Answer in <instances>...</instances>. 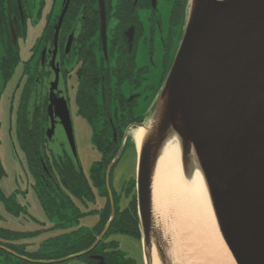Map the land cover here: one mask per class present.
<instances>
[{"label": "flooded vegetation", "instance_id": "1", "mask_svg": "<svg viewBox=\"0 0 264 264\" xmlns=\"http://www.w3.org/2000/svg\"><path fill=\"white\" fill-rule=\"evenodd\" d=\"M187 5L188 0H0V102L10 84V121L46 219H32L40 222L34 231L18 232L30 237L29 246L0 240V264H148L135 182L114 188L119 159L113 166V154L123 143L122 153L132 145L133 129L155 103L183 34ZM148 29L164 47L161 75L153 55L138 59ZM73 105L101 153L88 173L59 115L69 109L75 136ZM5 175L0 159V181ZM2 203L21 212L0 187ZM136 242L140 252L134 255L126 247Z\"/></svg>", "mask_w": 264, "mask_h": 264}, {"label": "water", "instance_id": "2", "mask_svg": "<svg viewBox=\"0 0 264 264\" xmlns=\"http://www.w3.org/2000/svg\"><path fill=\"white\" fill-rule=\"evenodd\" d=\"M59 115L79 160L69 109ZM145 118L133 132L151 125L134 173L147 263L155 249L171 264L155 225L153 182L162 146L176 135L183 167L204 175L236 263L264 264V0H188L172 66Z\"/></svg>", "mask_w": 264, "mask_h": 264}, {"label": "bare ground", "instance_id": "3", "mask_svg": "<svg viewBox=\"0 0 264 264\" xmlns=\"http://www.w3.org/2000/svg\"><path fill=\"white\" fill-rule=\"evenodd\" d=\"M133 132L138 149L150 127ZM196 164V163H195ZM154 218L171 264H237L221 234L204 175L198 165L185 169L180 139H166L153 182ZM153 264H161L154 249Z\"/></svg>", "mask_w": 264, "mask_h": 264}, {"label": "rangeland", "instance_id": "4", "mask_svg": "<svg viewBox=\"0 0 264 264\" xmlns=\"http://www.w3.org/2000/svg\"><path fill=\"white\" fill-rule=\"evenodd\" d=\"M29 45L30 43L28 46ZM139 54L140 57L138 59L141 62L150 60L149 57L153 55V62L159 67L160 72L158 73L161 75L164 70L165 55L164 47L159 40L158 33H156L153 40V31L148 29L145 38H143L140 44ZM26 55L27 52L25 51L23 57ZM173 60L174 56H171L168 66H166L167 71L163 85ZM157 85L158 82H156V86ZM162 87V84L158 87L156 90L157 94L161 92ZM10 89L11 85L9 84L5 98L2 97L0 102V159L6 171V175L0 181V187L3 192H5V195L13 197L14 200L21 205L22 209L19 214H16L9 211L7 206L3 203L0 204V229H4V231H0V240L13 243L15 240L17 241L15 244L17 245H28L30 243V237L25 234H19L18 232L34 231L37 228V223L40 222L32 219L36 218L39 221L46 219L37 189L34 187L35 180L27 165L26 155L15 136V121H10ZM75 106L73 105L72 118L74 121L77 153L84 171L88 173L93 162L100 158L101 153L92 142V129L89 123L77 114V108ZM136 163L133 146L128 144L116 166L114 188L117 191H119L128 180L136 179L134 176ZM136 243H133V245L128 248L126 247V249L131 251L134 255L140 252L139 243ZM224 260L226 264H229L227 259Z\"/></svg>", "mask_w": 264, "mask_h": 264}, {"label": "trees", "instance_id": "5", "mask_svg": "<svg viewBox=\"0 0 264 264\" xmlns=\"http://www.w3.org/2000/svg\"><path fill=\"white\" fill-rule=\"evenodd\" d=\"M116 153H117V149H116V151H115L114 154H113V159H114V157L116 156Z\"/></svg>", "mask_w": 264, "mask_h": 264}]
</instances>
